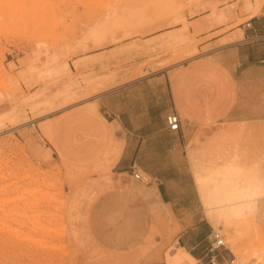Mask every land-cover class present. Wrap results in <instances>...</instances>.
<instances>
[{
    "label": "rangeland",
    "instance_id": "rangeland-1",
    "mask_svg": "<svg viewBox=\"0 0 264 264\" xmlns=\"http://www.w3.org/2000/svg\"><path fill=\"white\" fill-rule=\"evenodd\" d=\"M259 1L256 16L264 11V0ZM254 4L255 0H0V264H116L119 253L129 255L120 264H131L136 248L100 245L98 174L56 161L45 142L50 123L41 122L107 88L147 74L109 68L141 58L143 66L154 70L238 40L256 41L246 37V24L256 19H250L253 14L248 9ZM148 15L182 23L185 34L166 41L171 55H83L121 43L131 25L118 21ZM193 17L199 18L197 23L186 22L185 18ZM102 24L112 28V33L111 39L99 45L89 33ZM118 29L125 34L116 39ZM237 32L241 37L231 41ZM28 97L35 100L34 108L24 103ZM199 138L194 136L187 150L189 189H194V170L222 161L237 146L244 148L247 162L258 160L264 169V120L251 125L250 135L214 137L203 149L199 142L196 151ZM111 186L103 183L101 190ZM200 203L189 201L193 208L202 209L222 236L224 259L234 260L233 264H264V198L252 216L221 227L206 216ZM155 215L142 241V256L133 264H166V253L177 251L176 216L171 213L169 217L157 206Z\"/></svg>",
    "mask_w": 264,
    "mask_h": 264
},
{
    "label": "crops",
    "instance_id": "crops-1",
    "mask_svg": "<svg viewBox=\"0 0 264 264\" xmlns=\"http://www.w3.org/2000/svg\"><path fill=\"white\" fill-rule=\"evenodd\" d=\"M259 11L260 7L250 19ZM171 20L162 15L120 20L131 25L129 36L125 35L121 43L100 46L83 55H171L167 42L185 34L182 23L172 24ZM185 20L197 23L199 18ZM249 25L246 37L262 33L264 11ZM188 33H193L192 28ZM114 34L116 37L125 33L118 29ZM128 48L131 51L125 52ZM263 61L264 39L238 40L154 70L137 58L129 65L108 70L147 74L107 88L41 122L50 123L49 140L45 142L56 161L98 174V238L102 247L129 250L142 246L154 225L157 206L169 217L171 213L176 216V248L208 264L206 249L213 228L202 209L189 205V201L201 199L197 184L189 189L186 180L190 167L188 146L194 136L200 137L195 145L197 151L199 142L203 149L214 137L250 135L251 125L264 120ZM172 112L180 118L177 131H170L166 125V116ZM132 165L143 180L130 175ZM103 183L112 186L101 190ZM223 253L219 251L222 258Z\"/></svg>",
    "mask_w": 264,
    "mask_h": 264
},
{
    "label": "bare ground",
    "instance_id": "bare-ground-1",
    "mask_svg": "<svg viewBox=\"0 0 264 264\" xmlns=\"http://www.w3.org/2000/svg\"><path fill=\"white\" fill-rule=\"evenodd\" d=\"M259 7L260 1L255 0V4L248 7V9L254 15L258 12ZM111 33L112 28L102 24L92 29L89 36L95 43L102 45L105 40L111 39ZM239 37H241V33L237 32L229 39L232 41L239 39ZM24 103L31 108L36 105L35 100L29 97L24 100ZM193 174L195 179H197L195 183L197 184V190L206 216L217 227H221V225L227 226L234 221H242L252 216L255 213L257 202L259 203V200L264 198V169L258 160L247 162L245 153L238 146L222 161L209 163L206 168L194 170ZM142 249L145 248L140 246L133 253L131 252L132 254L130 253L132 257L131 264L136 263L142 256H140L143 253H140ZM176 249V252L166 253V264H181L184 261H194L183 249ZM128 257V253H119L116 256L115 263H123Z\"/></svg>",
    "mask_w": 264,
    "mask_h": 264
},
{
    "label": "built area",
    "instance_id": "built-area-1",
    "mask_svg": "<svg viewBox=\"0 0 264 264\" xmlns=\"http://www.w3.org/2000/svg\"><path fill=\"white\" fill-rule=\"evenodd\" d=\"M250 27L249 23L246 24ZM255 40L264 39V31L256 35ZM264 62V61H263ZM180 118L176 112H172L166 116V125L170 131H177L179 128ZM130 175L135 180H143L144 177L139 173L138 168L132 165L130 168ZM225 243L223 242L222 236L212 230V239L209 242L208 248L206 249V255L208 257V264H233L234 260H226L219 255L220 250H224Z\"/></svg>",
    "mask_w": 264,
    "mask_h": 264
}]
</instances>
